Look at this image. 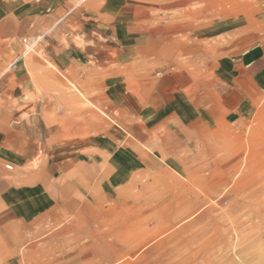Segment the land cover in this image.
Returning a JSON list of instances; mask_svg holds the SVG:
<instances>
[{"label": "rangeland", "instance_id": "374dc122", "mask_svg": "<svg viewBox=\"0 0 264 264\" xmlns=\"http://www.w3.org/2000/svg\"><path fill=\"white\" fill-rule=\"evenodd\" d=\"M119 11L131 19L115 39L87 23ZM83 23L77 75L0 24V127L34 118L69 164L47 180L54 210L0 264H264V94L236 118L224 105L230 59L264 41V0H78ZM18 61L33 116L11 113ZM113 155L131 160L119 182ZM8 166L26 183L39 159Z\"/></svg>", "mask_w": 264, "mask_h": 264}, {"label": "crops", "instance_id": "0c3cea01", "mask_svg": "<svg viewBox=\"0 0 264 264\" xmlns=\"http://www.w3.org/2000/svg\"><path fill=\"white\" fill-rule=\"evenodd\" d=\"M6 2V7L0 5V24L8 19L16 21L15 33L30 43L32 50L38 48L43 52L46 61L71 75H77L80 60L77 39L84 27V23L82 26L78 24V0ZM116 17L120 20L118 25L115 17L111 22L112 26L108 21L87 23L93 25L96 34H107L106 30L111 29L110 34L115 39L114 35L119 37L123 33L126 27L121 25L129 23L131 13L119 11ZM63 37L67 40L66 45L63 43ZM18 62L14 67L16 87L10 95L11 102L18 105L11 107V113L33 116L37 107L21 101L26 98L24 90L36 94L32 90V80L26 62ZM34 63V67H40L41 60L36 58ZM229 64L233 74L230 84L225 88V92L229 94L225 97L224 105L228 110L226 117L231 119L239 117L264 94V41L239 57L230 59ZM3 93L0 87L1 99ZM21 120L18 123L20 125L22 122V126L15 130H3L0 127V251L5 244L12 246V243L18 241L17 238L27 226L37 223L40 213L44 215L54 210L50 188L46 186L47 180L56 173L66 172L69 166L66 161V142H58L54 146L49 143L47 136L38 133L40 129L36 127L34 118H28L32 121L29 126L25 123L26 119ZM38 159L39 166L28 169L26 183L21 181L19 184L18 174L11 172L7 167L8 163L19 166L36 162ZM73 164L78 165V160L73 161ZM107 169L108 177L119 182L132 170L131 160L122 155H113L108 161ZM40 172L42 176L44 174V180H39ZM62 224L58 219L54 220L53 226ZM7 249L13 251L12 248ZM5 258L11 259L14 255H6Z\"/></svg>", "mask_w": 264, "mask_h": 264}, {"label": "built area", "instance_id": "2783aa9c", "mask_svg": "<svg viewBox=\"0 0 264 264\" xmlns=\"http://www.w3.org/2000/svg\"><path fill=\"white\" fill-rule=\"evenodd\" d=\"M9 169H11L12 167L11 166H7Z\"/></svg>", "mask_w": 264, "mask_h": 264}]
</instances>
